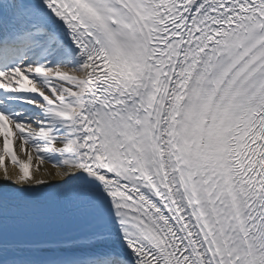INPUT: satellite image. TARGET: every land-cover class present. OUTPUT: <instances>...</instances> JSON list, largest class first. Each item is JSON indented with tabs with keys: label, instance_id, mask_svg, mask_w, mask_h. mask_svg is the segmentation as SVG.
I'll use <instances>...</instances> for the list:
<instances>
[{
	"label": "snow or ice",
	"instance_id": "1",
	"mask_svg": "<svg viewBox=\"0 0 264 264\" xmlns=\"http://www.w3.org/2000/svg\"><path fill=\"white\" fill-rule=\"evenodd\" d=\"M0 264H264V0H0Z\"/></svg>",
	"mask_w": 264,
	"mask_h": 264
},
{
	"label": "bare ground",
	"instance_id": "2",
	"mask_svg": "<svg viewBox=\"0 0 264 264\" xmlns=\"http://www.w3.org/2000/svg\"><path fill=\"white\" fill-rule=\"evenodd\" d=\"M15 149H16L17 155L19 156L20 159H26L25 152L21 151V149H20V142L19 141L16 142ZM33 155L35 157V153H33ZM6 163H9V161L6 160ZM33 163L35 165L37 163V161L34 159ZM41 167H42V169L43 168H51V165L50 164H46V165H43Z\"/></svg>",
	"mask_w": 264,
	"mask_h": 264
}]
</instances>
